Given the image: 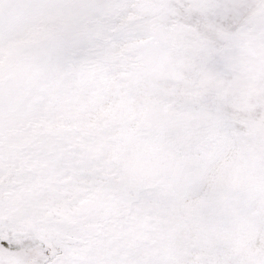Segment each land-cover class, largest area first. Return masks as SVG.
I'll return each mask as SVG.
<instances>
[{
	"label": "snow or ice",
	"instance_id": "1",
	"mask_svg": "<svg viewBox=\"0 0 264 264\" xmlns=\"http://www.w3.org/2000/svg\"><path fill=\"white\" fill-rule=\"evenodd\" d=\"M0 264H264V0H0Z\"/></svg>",
	"mask_w": 264,
	"mask_h": 264
}]
</instances>
